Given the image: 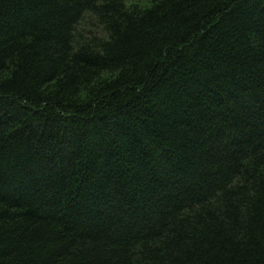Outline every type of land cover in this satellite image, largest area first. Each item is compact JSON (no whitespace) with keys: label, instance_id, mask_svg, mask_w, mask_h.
Returning <instances> with one entry per match:
<instances>
[{"label":"trees","instance_id":"trees-1","mask_svg":"<svg viewBox=\"0 0 264 264\" xmlns=\"http://www.w3.org/2000/svg\"><path fill=\"white\" fill-rule=\"evenodd\" d=\"M0 264H264V0H0Z\"/></svg>","mask_w":264,"mask_h":264},{"label":"rangeland","instance_id":"rangeland-1","mask_svg":"<svg viewBox=\"0 0 264 264\" xmlns=\"http://www.w3.org/2000/svg\"><path fill=\"white\" fill-rule=\"evenodd\" d=\"M151 2V0H125L126 5H133V4H137L138 6H147L149 5V3ZM89 19H84L82 21V24L84 27H87V24L89 23ZM93 28V27H92Z\"/></svg>","mask_w":264,"mask_h":264}]
</instances>
